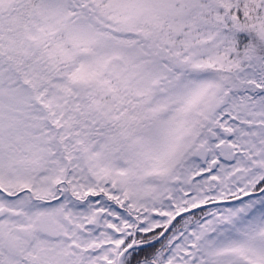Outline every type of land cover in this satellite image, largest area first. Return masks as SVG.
<instances>
[{
    "label": "snow or ice",
    "instance_id": "1",
    "mask_svg": "<svg viewBox=\"0 0 264 264\" xmlns=\"http://www.w3.org/2000/svg\"><path fill=\"white\" fill-rule=\"evenodd\" d=\"M0 264H264V0H0Z\"/></svg>",
    "mask_w": 264,
    "mask_h": 264
}]
</instances>
